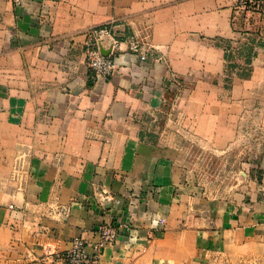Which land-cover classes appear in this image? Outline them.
Instances as JSON below:
<instances>
[{"label": "crops", "instance_id": "0c3cea01", "mask_svg": "<svg viewBox=\"0 0 264 264\" xmlns=\"http://www.w3.org/2000/svg\"><path fill=\"white\" fill-rule=\"evenodd\" d=\"M233 1L0 0V264H45L76 237L92 252L102 225V264H264V144L238 171L250 188L186 186L187 146L264 132V45L230 68L252 35ZM108 22L146 57L122 42L93 79L84 31Z\"/></svg>", "mask_w": 264, "mask_h": 264}, {"label": "rangeland", "instance_id": "374dc122", "mask_svg": "<svg viewBox=\"0 0 264 264\" xmlns=\"http://www.w3.org/2000/svg\"><path fill=\"white\" fill-rule=\"evenodd\" d=\"M234 28L236 30H250L252 35L248 41H242L239 46L238 42L229 43L228 61L231 69L245 72L247 65L246 60L252 51L254 43L264 45V0H234ZM124 32V31H123ZM128 35V34H127ZM238 65V66H237ZM171 92V90H170ZM171 119V120H170ZM146 121L158 122L163 121L166 124L172 123V116L166 115H149ZM187 139V137H184ZM250 138H256L255 147L248 146ZM264 144V132H250L247 137L234 140L226 147H216L212 145L186 147L185 165L188 168V184L186 186L196 185L206 188L210 195H226L235 193L245 185L250 188V180L243 179L239 176L238 171L247 166L246 161L249 158L258 157ZM260 180V179H258ZM255 181V180H252ZM261 181V180H260ZM191 182V183H190ZM262 182V181H261Z\"/></svg>", "mask_w": 264, "mask_h": 264}, {"label": "built area", "instance_id": "2783aa9c", "mask_svg": "<svg viewBox=\"0 0 264 264\" xmlns=\"http://www.w3.org/2000/svg\"><path fill=\"white\" fill-rule=\"evenodd\" d=\"M14 5H21L24 0H12ZM85 35L86 63L92 78H108L116 71L117 56L122 42L128 43L130 51L139 54L144 60L146 55L136 37L118 31L113 22L87 28ZM106 53H104V52ZM100 240L95 243L92 252L87 251V241L82 237L72 240L70 248L61 256L44 261L45 264H102L101 250L107 241L115 237V227L102 225L100 227Z\"/></svg>", "mask_w": 264, "mask_h": 264}, {"label": "water", "instance_id": "95a60500", "mask_svg": "<svg viewBox=\"0 0 264 264\" xmlns=\"http://www.w3.org/2000/svg\"><path fill=\"white\" fill-rule=\"evenodd\" d=\"M104 52V51H103ZM104 53H106V52H104Z\"/></svg>", "mask_w": 264, "mask_h": 264}]
</instances>
